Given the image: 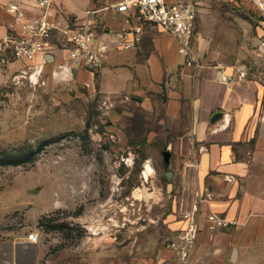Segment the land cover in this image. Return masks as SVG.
I'll list each match as a JSON object with an SVG mask.
<instances>
[{
    "label": "rangeland",
    "instance_id": "obj_1",
    "mask_svg": "<svg viewBox=\"0 0 264 264\" xmlns=\"http://www.w3.org/2000/svg\"><path fill=\"white\" fill-rule=\"evenodd\" d=\"M238 1L210 4V33L218 23L227 34L211 63L254 78L264 72V18ZM10 59L0 63V239L37 232L32 264H173L185 190L167 154L177 129L167 99L152 88L109 92L101 68L67 57L37 68Z\"/></svg>",
    "mask_w": 264,
    "mask_h": 264
},
{
    "label": "crops",
    "instance_id": "obj_2",
    "mask_svg": "<svg viewBox=\"0 0 264 264\" xmlns=\"http://www.w3.org/2000/svg\"><path fill=\"white\" fill-rule=\"evenodd\" d=\"M119 1L55 0L52 15L61 23L93 22L101 33L107 28L118 30L124 16L113 5ZM196 1L202 32L196 29L195 61L180 52L177 39L151 27L136 48L110 46L100 69L101 79L109 92L146 94L152 88L167 99L164 110L177 128L170 147L173 152L168 153L173 156V174L181 175L185 190L184 198L175 204L177 209L181 206V212L173 214V240L185 235L194 218L199 221L190 264H264V72L254 78L245 72L240 80L241 66L234 70L223 62L211 63L221 57L213 47L225 45L221 42L227 34L218 23L212 27L215 34L210 33L211 27L206 25L210 4L239 1ZM10 4L26 14L36 12L33 0H0V38L16 28V13L8 10ZM261 15L264 18L263 11ZM260 25L264 26V20ZM59 43L50 47L51 61L70 60L67 48ZM261 44L264 52V41ZM219 70L234 77V82L221 81ZM210 211L228 224L210 230ZM19 238L0 239V264H32L33 243L25 236ZM171 250L173 264H182Z\"/></svg>",
    "mask_w": 264,
    "mask_h": 264
},
{
    "label": "built area",
    "instance_id": "obj_3",
    "mask_svg": "<svg viewBox=\"0 0 264 264\" xmlns=\"http://www.w3.org/2000/svg\"><path fill=\"white\" fill-rule=\"evenodd\" d=\"M35 13L26 14L18 6L9 5L8 10L16 13L13 32H8L0 38V63L14 61H31L37 66L51 60L53 42H60L67 48L75 65L88 69H100L110 51L111 45L123 49L136 48L141 42L148 28L156 27L173 36L181 45L180 52L190 60L197 59L194 50L197 18L199 13L196 0H121L113 7L124 18L121 27L101 31L93 22L72 24L69 21L57 22L52 11L55 0H33ZM256 6L264 11V4L260 0H252ZM59 43V44H60ZM41 59L40 64L37 60ZM34 67V66H33ZM32 68V66H31ZM68 70V67L65 68ZM245 72H241L238 79H243ZM217 77L223 82H234L235 78L223 71L217 72ZM208 227L215 230L228 224L226 219L216 212L210 211L207 216ZM199 229V221L189 227L184 236L173 240L168 247L178 255L182 264H190L194 240ZM30 243L39 241L37 232L29 233Z\"/></svg>",
    "mask_w": 264,
    "mask_h": 264
},
{
    "label": "bare ground",
    "instance_id": "obj_4",
    "mask_svg": "<svg viewBox=\"0 0 264 264\" xmlns=\"http://www.w3.org/2000/svg\"><path fill=\"white\" fill-rule=\"evenodd\" d=\"M152 171H153L152 166L148 164L145 169V175L148 176Z\"/></svg>",
    "mask_w": 264,
    "mask_h": 264
},
{
    "label": "water",
    "instance_id": "obj_5",
    "mask_svg": "<svg viewBox=\"0 0 264 264\" xmlns=\"http://www.w3.org/2000/svg\"><path fill=\"white\" fill-rule=\"evenodd\" d=\"M167 154H169V153H167Z\"/></svg>",
    "mask_w": 264,
    "mask_h": 264
}]
</instances>
